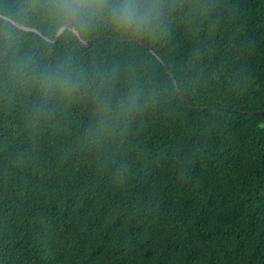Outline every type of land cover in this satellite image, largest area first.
<instances>
[{
	"label": "trees",
	"instance_id": "1",
	"mask_svg": "<svg viewBox=\"0 0 264 264\" xmlns=\"http://www.w3.org/2000/svg\"><path fill=\"white\" fill-rule=\"evenodd\" d=\"M0 16V264H264V0Z\"/></svg>",
	"mask_w": 264,
	"mask_h": 264
},
{
	"label": "clouds",
	"instance_id": "2",
	"mask_svg": "<svg viewBox=\"0 0 264 264\" xmlns=\"http://www.w3.org/2000/svg\"><path fill=\"white\" fill-rule=\"evenodd\" d=\"M141 7L128 2L119 7L115 11V15L118 17L119 22L132 25L137 23V21H142L147 16V11H141Z\"/></svg>",
	"mask_w": 264,
	"mask_h": 264
},
{
	"label": "water",
	"instance_id": "3",
	"mask_svg": "<svg viewBox=\"0 0 264 264\" xmlns=\"http://www.w3.org/2000/svg\"><path fill=\"white\" fill-rule=\"evenodd\" d=\"M1 17V16H0ZM5 20H8L7 18H3ZM14 24V23H13ZM16 27H18L19 29H22V30H25V31H33L35 33H37L36 30H33V29H29V28H25L23 26H20V25H15ZM66 29H69L71 30L77 37H78V34L77 32L70 26V25H65V26H62L61 28H59V30L56 32V35H55V40L60 36V34L66 30ZM100 37H95L93 38L92 40H88V41H83V40H80V44H81V47L85 48V47H88L92 41L96 40V39H99ZM166 69V68H165ZM169 76L171 77V75L169 74ZM181 99V97H180ZM182 101V99H181ZM214 109V108H213ZM257 114H264V110L263 111H259L257 112Z\"/></svg>",
	"mask_w": 264,
	"mask_h": 264
}]
</instances>
